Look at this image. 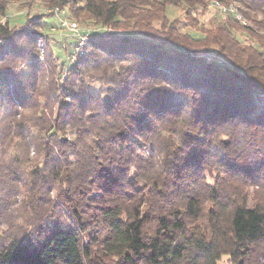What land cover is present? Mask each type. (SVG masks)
<instances>
[{
  "label": "trees",
  "instance_id": "obj_1",
  "mask_svg": "<svg viewBox=\"0 0 264 264\" xmlns=\"http://www.w3.org/2000/svg\"><path fill=\"white\" fill-rule=\"evenodd\" d=\"M43 1L99 29L66 66L0 19V264H264V0L199 36L168 8L208 0Z\"/></svg>",
  "mask_w": 264,
  "mask_h": 264
},
{
  "label": "rangeland",
  "instance_id": "obj_2",
  "mask_svg": "<svg viewBox=\"0 0 264 264\" xmlns=\"http://www.w3.org/2000/svg\"><path fill=\"white\" fill-rule=\"evenodd\" d=\"M32 2V3H30ZM58 6H48L47 2L43 0H19L12 4H10L6 10L5 16H1L0 19L4 20L5 18L9 21L10 25H22L24 24L29 15L37 14V13H46L48 14V20L52 23L51 25H46L45 32L48 34V37L51 39L50 42H52V46L56 52L59 51V48H62L64 51L61 50L60 56L61 59L58 62H62L66 64V66L72 62V53L75 52V48L78 45L80 38L77 32L70 29V27L66 24H63V22H77L79 24V28L81 32H92L93 30L99 29L98 26H95L92 22L88 21H81L79 19H76L71 13H69L67 8H57ZM58 12H60V15L58 16ZM168 14L169 18L171 20H179V26L182 28L184 32H190L196 35H201L198 31L199 28L202 26H211L215 23H223L228 21V16H222L220 12L217 10L209 7H200L198 9H195L191 12V14L188 16L184 9L181 7H177L175 5H171L168 8ZM52 17V18H51ZM56 19H55V18ZM240 34V33H238ZM242 37H245L244 34L240 35ZM51 44V43H50ZM50 44L41 43L40 51L42 56L46 53H50ZM44 58V59H43ZM63 59V60H62ZM77 60V59H76ZM222 58L219 57V61H221ZM44 63V66L46 67V70L44 71L45 79L40 84H43L45 81H49L51 77L53 76L52 68H51V62L49 63L46 57H42L41 60ZM23 68L18 67L14 72L17 74L19 70ZM67 69V67H66ZM22 72V71H21ZM43 74V75H44ZM42 75V77H43ZM92 83L95 81H91ZM96 91H101L103 85L100 83L94 84ZM262 107V105H260ZM21 110V107H19ZM6 116V110L2 109L0 107V126H3V122L5 120ZM261 178L258 181V185H254V187L251 188L252 191H255V197L256 199H261L264 197V168L258 170ZM63 221L67 224H71L70 217H64L62 216ZM220 264H231L230 258L228 256H224L220 260Z\"/></svg>",
  "mask_w": 264,
  "mask_h": 264
},
{
  "label": "built area",
  "instance_id": "obj_3",
  "mask_svg": "<svg viewBox=\"0 0 264 264\" xmlns=\"http://www.w3.org/2000/svg\"><path fill=\"white\" fill-rule=\"evenodd\" d=\"M208 2H209V7L220 12L223 17L231 16L239 23H241L243 26H247V27L254 26L251 19L241 10L240 5L238 3L230 0H208ZM57 14L59 16L60 12H58ZM62 23L65 25L67 24L71 30L77 32L79 35L80 41L75 48V52L72 53L73 55L71 58L72 62H77L80 59V57L84 54L85 47L90 40V34L89 32H81L79 28V24L77 22L68 23L62 21Z\"/></svg>",
  "mask_w": 264,
  "mask_h": 264
},
{
  "label": "water",
  "instance_id": "obj_4",
  "mask_svg": "<svg viewBox=\"0 0 264 264\" xmlns=\"http://www.w3.org/2000/svg\"><path fill=\"white\" fill-rule=\"evenodd\" d=\"M210 58V57H209Z\"/></svg>",
  "mask_w": 264,
  "mask_h": 264
}]
</instances>
